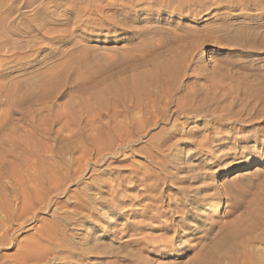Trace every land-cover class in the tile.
I'll return each mask as SVG.
<instances>
[{"label":"rangeland","instance_id":"rangeland-1","mask_svg":"<svg viewBox=\"0 0 264 264\" xmlns=\"http://www.w3.org/2000/svg\"><path fill=\"white\" fill-rule=\"evenodd\" d=\"M72 1L49 0V9L53 8L55 3L65 5ZM75 1L82 10L89 6L88 0ZM100 1H96L98 3L92 5L94 11L99 8V14H95L96 18L107 14L116 16L120 12L124 16H130L129 12L134 8L133 4L127 0ZM121 4L124 7L115 13V8ZM6 5V8L17 5L19 11L12 14L8 9L4 14L11 15L13 23L22 27H24L27 16L33 17L41 11L40 2L25 6L22 2L20 3V0H6ZM215 13H217L215 10H207L206 14L198 16V19L184 23L200 29L207 24L209 26L210 23L221 17ZM88 15L86 13L83 17ZM139 15L143 21L135 25L149 27L147 33L141 36L142 38L131 39L123 29H118L117 33L119 34L109 29L102 30L99 34H94L91 29L76 30L74 36L76 41L78 40V48L73 54L68 55L71 57L69 61H67L66 56L67 59L65 57L58 58L49 53V58L45 60L44 65L35 67L37 68L35 71L20 77L27 79L28 83L35 86L41 80V73L39 72L47 71L48 66L49 76L47 78L50 80L49 82H52L49 83L51 86L49 91H54L57 95L49 96V100H47L49 112L46 113L49 116L47 118L49 124L47 120H41L42 114H46L45 112L36 116V121L43 127V130L44 128L47 129L46 135L40 133L38 135L37 133L34 136L36 143L33 149H36L34 151L37 154L35 152L31 162L33 165L35 163L34 167L37 169L35 168L34 171L36 170L38 174H35L36 184L33 188L36 192L32 190L36 198L31 195L33 197L30 201H24L23 197L20 201L16 200V192L13 190L10 177L5 174L2 178L5 188H7L4 192L6 195L3 194L2 198L5 197V199L1 200L7 201L9 208L2 212L0 210V264H146L145 257L147 261L150 260L147 264H191L196 258V254L204 256L208 251L206 249L217 244L221 233L226 231L228 225L236 219L244 217L245 214L243 213L249 209L248 207H253L254 204H258L263 199L264 122L254 124L253 121L249 122L250 124L245 129L238 128V121L225 119L224 116L230 111L224 108L218 112V118L206 114L180 115L173 117L169 120L170 122L159 119L156 126L140 129L134 128L130 124V119L126 117L128 116L127 112L122 111L124 101L117 102L123 104H116L114 91H112L114 90L112 89L113 86L123 82L142 68H149L150 63H147L148 67H137L134 64L140 61L141 57L150 49H138V41L150 37L157 30V27L168 26L165 23L153 21L149 12H140ZM234 16L229 18V22L239 20H237L236 14ZM162 17L165 18V16ZM51 26L53 25L49 24V27ZM56 27L65 28L66 26L59 24ZM53 41H49V48L54 49L60 45ZM80 46H84L92 52L91 58L94 69L89 72L93 75L83 70L85 76L81 81H74L73 85H71L73 82L68 83L66 80L64 83V78L56 75L54 76L58 78L56 82L53 77L56 74L55 71L59 73L64 66L63 64L67 66L66 63L70 65L76 63V60L81 56ZM66 47L72 48L73 45L68 44ZM3 48L6 52L8 51L7 47L3 46ZM38 51L40 49L35 50L36 53ZM10 58L9 53L1 56V59L8 60ZM71 59L72 61H70ZM152 59L153 57L149 58V62H152ZM240 59L241 57L232 49L224 48L223 45L213 41H207L197 50L195 65H197L198 73L199 67L202 66H206L208 71H213L215 66L224 67L223 72L226 73H218L217 81L220 84L222 82L224 87L234 92L244 71L243 64L239 62ZM61 60L66 61L60 63ZM260 64L263 65L264 62ZM16 68H18L16 65L10 68L0 65V72H15ZM17 79L19 78L17 77ZM82 80H86L85 87L84 90L79 91L77 89L78 84ZM189 81L194 83L196 79ZM204 83V79L197 80L195 88L199 87L202 90L201 86ZM52 84L57 86L54 85L53 87ZM95 90L104 91L103 98L105 100L103 103L90 102V104L83 106L80 100L82 102L90 99V94ZM204 93L205 91L202 92V94ZM213 96L214 94L210 92L209 99L211 100ZM224 104L232 111L239 110V107L235 105L236 103H231L230 100ZM118 112L121 114H117ZM40 120L44 121L46 126L43 125V122L41 124ZM226 123L234 126V128L222 127ZM28 126L26 127L28 128ZM41 126L40 128H42ZM173 126H178L181 129L176 131ZM4 133L9 135L10 130H5ZM21 155L22 160L24 153ZM22 161L18 167L20 166V171L25 174V169L28 168L25 163L30 165V161L26 162L25 158ZM182 162L187 164L186 167L199 165L197 167L198 172L206 175L203 182L200 183L208 185L207 193L215 192L211 187V184L214 183L221 188V192L226 189L230 193L233 192V197L229 200L225 198L215 200L204 211L194 208L196 212L204 213V216L186 220V222L189 221L196 225L201 220L200 231L191 235V230L184 229L185 237L181 232L183 240L176 239L171 245H167L162 252H153L155 243L151 241L154 236L160 235V231H148L152 234V238L147 239L149 242L130 239L129 235L138 232L137 224L141 220L150 221L143 217L145 209L149 205H152L150 209L159 207L161 203L160 201L150 202L147 199H140L144 185L139 184L138 187L134 188L132 181L133 183L135 181L141 182L146 177L147 172L152 171L156 177H160V180L156 177L152 180L155 181L156 179L162 183L167 176L175 173L176 168ZM46 171L47 176H45ZM186 173L182 172L180 175L185 176ZM39 177L41 180L42 177H45L44 179L49 181L42 180L44 183L41 185ZM172 180L176 181L170 182L172 187L184 184L180 177L175 176ZM164 191L161 194L166 195L170 192L174 201L183 197V193L178 191L174 193L169 190ZM156 193L160 195V192L154 194ZM133 198H136L137 202L131 203ZM235 202L238 205L237 208L231 206ZM20 206H24L25 211ZM160 207L165 210L173 206L164 203ZM135 214H141V216ZM259 232L264 234V226L259 229ZM253 244L255 246L253 249L256 252L251 251V253L253 252L252 257L264 258V240L256 241ZM242 250L243 248H239L237 253H234L226 249V253H221L217 264H247L248 262L243 261L245 253ZM136 253H138L139 258L142 256L141 260L139 259L142 263L137 261ZM231 254H233L232 256L236 255L232 257ZM131 256L133 257L132 260ZM231 257L235 259L230 260ZM142 259H145L144 262ZM253 262L256 263V260L254 259ZM253 262L250 261L248 264H255Z\"/></svg>","mask_w":264,"mask_h":264},{"label":"bare ground","instance_id":"bare-ground-1","mask_svg":"<svg viewBox=\"0 0 264 264\" xmlns=\"http://www.w3.org/2000/svg\"><path fill=\"white\" fill-rule=\"evenodd\" d=\"M45 1L46 0H20V3L22 2L25 6H30L32 3L36 2L41 3V11L33 17L27 16V20L24 22V27H22L13 23L11 15L4 14L8 9L12 14L19 11L17 5L16 7L11 6L6 8L8 5V3L6 5V0H0V65L6 68L15 65L18 66V68L15 69L16 74H14L15 72L13 71L0 72L1 212L4 209L9 208V204L6 203L7 201H2L5 199V197L4 199L2 198L4 196L3 194L6 195L4 192L7 188H5V183L2 179L5 174L10 177V182L14 188L13 190L16 192V200L20 201L23 197L24 201H30L34 196L32 190L36 184L35 174H37L36 170L34 171L36 168L34 167L35 163L33 165V162H31L36 152L34 151L35 148L33 149V146L36 143V138H34V136L37 133L38 135L47 134V129L44 128L43 130V127L36 121V116L43 112L48 113L49 104L47 103V100H49V96L57 95L54 91H49V87H51L49 86V83L52 82H49L50 80L47 78L49 76L48 66L46 69L47 71L43 72L41 70L43 73L39 72L41 73V80L39 79L40 81L37 82L35 86L28 83L27 79H21L20 77L29 72L35 71V69H37L35 67L44 65L45 60L49 58V53L54 54L58 58L66 56L68 58L67 61H69L71 57H68V55L73 54L78 48V40L76 41L74 36L76 30L91 29L93 30L91 32L94 34H99L100 31L105 29H109L116 33L118 32V29H123L128 33L129 38L139 39L147 33L149 28L145 25H135L136 23L143 21V19L140 18V12H149L153 21L162 22L168 25L166 27H157V30L150 37L138 41V49H150L149 52L141 57L140 61L134 64L137 67H146L147 63H150L148 65L149 68H142V70L138 69L139 71L133 73L123 82H117L118 84L114 85L112 88L114 89L112 91H114L115 97L114 95L113 97L115 98L114 100L116 101V104H123L117 102L124 101L125 104L122 111L125 110L127 112L128 116L126 117L130 119V124L134 128H152L157 125L159 119L168 122L173 117H178L180 115L190 116L191 114H206L218 118V112L224 108L230 111L229 114L224 116L225 119H234L235 121H238V128L245 129L248 124H250L249 122L253 121L254 124L264 122V73H262V71H264V64H260L261 62H264V19H262L264 18V0H127L134 6L131 12H129L130 16H124L121 12L118 13L121 7H124V5L121 4L118 7L115 6V13H118V15H100L99 18H96L95 16V14H99V8L98 10L96 8V11H94L92 5L100 0H88L89 6L84 8V10L81 9L75 0L65 5L55 3L51 9H49V0L48 2ZM207 10H215L217 12L215 14H219L221 17L210 23L209 26L206 23L207 26L200 29L193 28L184 23L185 21L198 19V16L206 14ZM86 13L89 15L83 17ZM235 14L237 15V20H239L237 22H229V18L235 17ZM162 16H165V18ZM147 20L149 21V19ZM49 24H52L53 26L49 27ZM59 24L66 27H56V25L58 26ZM50 40H54V43H59L60 45L54 49L49 48L48 44ZM207 41H213L223 45L224 48H230L241 57L239 62L243 64L244 71L241 77L242 79L236 84V90L233 89L234 92L230 91L227 87H224L225 85L223 84V86L222 82L220 84L217 81V77L219 76L218 73L223 72L224 67L219 65L215 66L213 71H208L206 66H202L199 67V73L197 72V65H195L196 52L200 49L201 45ZM68 44H72L73 47H66ZM3 46L8 48L7 52ZM80 47L79 51L81 56L79 55L80 57L76 60V63H73L72 65L66 63L67 66L63 64L64 66L59 73L55 71L56 74H54L53 77L57 75L58 77L64 78V83L66 81H68V83L73 82L71 84L73 85L74 81H81L83 76H85V74L83 75L85 71L89 72L94 69L91 58L93 56L91 54L92 52L87 50L84 46ZM36 49H40V51L36 53ZM6 53H9L11 58L8 60L1 59V56ZM150 56L153 57L152 62H149V58H151ZM37 59L39 60L36 61ZM65 61L66 60H61L60 63H64ZM70 61H72V59ZM28 62L36 64H26ZM90 74L93 75L92 73ZM17 77L19 79H17ZM54 78L55 81L58 80V78ZM192 79H196V81L199 79L205 80V83L201 86L202 90H200L199 87L195 88L196 81H194V83L189 81ZM85 81L82 80V82L78 84V88L76 87L79 91L84 90ZM62 83L63 82L61 81V84ZM56 84L60 85L59 83ZM203 91H205L204 94H202ZM210 92L214 94L211 100L209 99ZM103 95L104 91L95 90V92L90 94V99L83 100L82 102L80 100V103H82L83 106L90 104V102L101 104L105 100ZM227 100H230L231 103H236L235 105L239 107V110L235 111L233 109L234 111H232L229 107H225L224 102ZM209 103L211 105H208ZM47 113L42 114L41 120H47V123L49 124V120L47 119L49 116ZM119 113L121 114V112H118L117 114ZM44 121H41V124L43 122L44 125ZM26 124L29 125L28 128L26 127ZM40 126L42 128H40ZM173 127H175L176 131L181 129L178 126ZM222 127L234 128V126H231L228 123L222 125ZM5 130H10V134H6V136L4 133ZM41 130H43V134L41 133ZM45 148L47 149V147ZM22 153H24L22 160L25 158L26 162L30 161V165L25 163L27 164L25 166H28V168L25 169V174L20 171V166L18 167V164L22 161ZM27 159L29 160L27 161ZM184 164L185 162H182L178 167L176 166L177 170L175 173L167 176L162 183L161 181L156 180H160V177H156L152 171H148L146 177H144L141 182L135 181L133 183L132 181L134 188H136V186L138 187L139 184L144 185L143 194L141 193L142 198L140 199H147L150 202L160 201L161 204L167 203V205L173 206L170 209L164 210L161 209V204L159 207H153L152 209H150V206L152 205H149L148 208L145 209L143 217L150 221L144 222L145 220H141L139 223L137 222V228H139L138 232L134 235H129L130 239H140L143 242L148 238L150 240V237L152 236L148 231H160V235L154 236L153 240L151 239V242L155 243L153 245V252H162L166 249L167 245H171L176 239L180 238L183 240V237L186 236L183 234L184 229L191 230V235L200 231L202 227L201 220H199L196 225L191 224L189 221L186 222V220L204 216V213L201 212L200 214L196 212L194 208L204 211L206 207L212 205L215 200H223L224 198L229 200L233 197V192L230 193L227 189L224 191L222 190L221 192V188L214 183L210 186L215 192L212 191L211 193H207L206 191L209 188L208 185L204 183L201 184L206 175L198 172L197 167L199 165L186 167L187 164H185V166ZM182 172L187 173L185 176H181L180 173ZM47 175L48 173L45 176ZM175 176L183 179L184 184L182 186H171L172 183L170 182H176L172 180ZM155 177L156 179L153 181L152 179ZM42 178V180H45V177ZM42 180L41 182L38 180L40 184L44 183ZM45 181L49 180L46 179ZM163 189L165 191L169 190L173 193L178 191L183 193V197L177 198L174 201L170 192L167 193L168 195L161 194V192L164 191ZM155 192H160V195L157 193L154 194ZM33 198L36 197L34 196ZM130 202L135 203L137 200L136 198H133ZM231 206L233 208L238 207L236 202L234 204L232 203ZM32 207L34 208V206ZM248 208L249 209L243 213L245 214L244 217L236 219L233 223L228 225L229 227L226 231L224 230L223 234L221 233L220 240L218 239V242L217 244L215 243L216 245H214V247H210V249L205 248L208 250L206 252L207 254L204 256L196 254V258L193 259L191 264H217L221 257V253H226V249L237 253L239 248H243L245 253L243 261L249 263L250 261L253 262L255 259L256 263L258 262L260 264L262 262L263 264L264 258H253L252 255L253 252H256L253 249L255 248L253 243L259 240H264V234L259 232V229L264 226V197L258 202V204H254L253 207ZM22 210H24V208ZM27 213H29L28 210ZM135 215L141 216V214ZM145 226L148 227L144 228ZM251 251L253 252L251 253ZM137 254L138 253H136V255ZM232 255L233 254H231V256ZM232 257L230 260L235 259ZM137 258V261H139L142 256L139 258L137 255ZM132 259L133 257L131 260ZM145 259L146 264L148 261L150 262L149 259L147 261L146 257Z\"/></svg>","mask_w":264,"mask_h":264}]
</instances>
